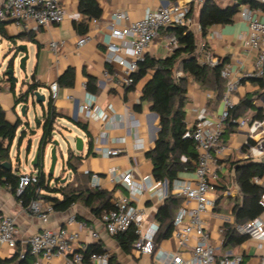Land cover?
<instances>
[{
    "label": "crops",
    "instance_id": "0c3cea01",
    "mask_svg": "<svg viewBox=\"0 0 264 264\" xmlns=\"http://www.w3.org/2000/svg\"><path fill=\"white\" fill-rule=\"evenodd\" d=\"M4 1L0 0V5ZM174 1L99 0L102 10V15L98 18L99 24L97 27H93L88 23V31L86 33L92 39L91 42L79 50L75 49V42L83 34H78L75 31L73 23L81 21L84 17L78 11V0H66L64 7L67 17L62 23L40 28L37 32H26L16 28L10 22L4 23L3 27L6 36H0V108L4 111L5 120L12 125H19L16 134L20 132V135H23L24 132L31 131L32 135L37 137L38 144L41 129L36 127L34 121L42 117L48 102L51 101L56 113L53 130L54 138L59 141H65L68 145L71 138L79 137L82 139V152L72 151L75 156L81 157V162L76 169L77 175H84V171L88 170L105 176L115 171L124 172L133 168L135 182L141 183L146 178H148V181L154 180L151 163L145 157V154L153 147L157 139L160 131L159 119L155 113L150 112L147 103L142 105L141 112H136L133 109L139 103L142 87L149 77L137 83L132 91L121 86L118 79L123 75L124 70L116 63L107 62V54L101 41L107 34V21L113 11H125L128 20L123 24H128L142 18L147 10H154L161 3L168 4ZM211 1L215 5L225 8L233 6L238 0ZM249 1L258 3V0ZM190 9L191 17L198 25L197 21L201 5H192ZM253 9L257 10L255 16L263 19L264 10L261 8ZM193 32L195 33L196 54L199 60L208 54L217 61H225L223 69H228L233 79L242 78L233 94L235 104L247 94L259 90L257 85H252L247 78H243L253 72L256 53L246 46L247 26L238 13L228 23L210 26L204 39L201 38L199 30L196 28ZM20 34H30L33 40L27 39V37L18 39L17 36ZM171 36L172 34L167 30H160L145 54L154 59H164L172 55L177 44L172 45L170 43L169 39ZM11 39L15 41L12 42ZM61 40L65 41V46L60 50L59 55L56 56L49 50L48 45L51 41ZM123 41L126 43L130 41V38L127 37ZM19 45L26 46L28 59L25 63L26 75L22 74L18 69V60L23 54L19 53L13 61L14 76L17 78L16 82L13 81L15 94L24 93L29 83L36 82L38 84L36 91L45 96V101L40 104L28 100L24 116L20 114V107L23 103L14 104L10 83L5 76L8 63L13 57L14 49ZM120 55L129 60V57L123 53ZM69 68L74 71L73 86L58 85V97L52 101L50 99L49 85L57 82L58 78ZM180 74L182 73L178 70V75ZM89 79L94 83L97 90L96 93L87 91L86 86L83 87V84L86 85ZM243 79L246 80L242 81ZM206 93H211V91L200 87L191 78H187V100L184 107L187 127L193 124L198 111L202 108L207 109L208 113L214 115L222 110L221 103L207 99ZM67 96H70L71 99H66ZM86 102H92L95 112L92 117H86L80 111V106ZM259 102L256 101V105L260 106L262 104L263 107L264 96ZM99 115L101 117H97ZM78 121L85 125V129L76 125ZM30 127L34 129H28ZM26 136H24L25 139L23 138L22 141H19V144L23 140H27L30 147L32 146L31 139ZM119 138H123V142H118L117 139ZM244 140L245 131L238 129L237 126H235L234 133H231L226 139L224 145L227 147V152L222 158L218 159V180L215 182L214 192L209 194V197L214 199L217 205L204 216L205 228L210 235V243L216 248L218 257L224 254H236L242 256L244 264H260L262 251L257 248V244L253 240L247 239L242 244L233 247L223 248L222 246L223 228L227 224H234L233 209L235 204L240 203L242 200L231 164L236 161H264V159H245ZM13 144L14 141L10 151ZM37 144L35 147H37ZM101 148H119L123 151L116 157H103L98 153ZM64 160L66 161L67 157ZM9 165L11 166V164ZM64 166H66L65 162ZM11 169L13 172H17L16 174L18 175L22 174L17 171V168L13 169L11 166ZM33 169L37 170V167ZM72 176L73 173L71 172V176L70 178L68 177L66 182H69ZM178 179L194 180L193 171L179 173ZM262 181L264 182V176ZM101 183L103 190L114 191L113 198L120 195L129 197L133 205L144 209V229L151 225L158 226L155 214L164 201L158 194L152 191H145L139 196L131 197L128 190L121 184H112L105 179ZM50 185H54V183L50 181ZM223 186L226 187L223 189ZM224 200H227L225 209L228 212V216L226 217L220 215L221 202ZM0 213L14 218L18 231L17 246L22 251L27 249V239L45 227L36 217L29 214L22 207L9 188L1 185ZM72 214L77 216L78 221L91 226L93 232L98 235L95 240L87 229H81L77 225L70 226L68 228L69 232L76 231L79 234V239L74 244V249L76 250L79 246H84L86 249L99 247L113 257V264H162L168 255L177 251L181 252L186 259L191 257L190 249L194 245V240H190L186 248H178L172 235L170 238L160 242L156 254H140L133 250L130 254H124L113 237L106 233L99 217L92 215L90 210L80 203L73 204L65 211L54 210L49 215L46 227L53 231L65 228L66 220ZM12 253L13 250L6 246H0V260L9 259ZM33 258V264H48L41 257ZM49 263L65 264V257H53Z\"/></svg>",
    "mask_w": 264,
    "mask_h": 264
},
{
    "label": "built area",
    "instance_id": "2783aa9c",
    "mask_svg": "<svg viewBox=\"0 0 264 264\" xmlns=\"http://www.w3.org/2000/svg\"><path fill=\"white\" fill-rule=\"evenodd\" d=\"M204 1L175 0L168 4L161 3L154 10H147L142 18L128 24H123L128 20L125 11H113L107 21V34L101 42L107 54V62L116 63L124 70L123 75L118 79L119 84L125 88L133 85L132 74L136 72L138 64L143 62L147 49L160 30L176 26H182L187 31H193L195 28L199 30V26L191 17L190 7L202 5ZM65 2L66 0H5L0 5V21L10 22L16 28L26 32H37L40 28L60 24L66 19ZM258 4L264 6V0H258ZM256 12L257 10L250 8L248 4L240 5L237 12L247 26L246 46L256 53L253 72L243 78L264 79V12L263 19L255 16ZM98 24V18H92L89 21V25L93 27H97ZM127 37L130 38V41L124 43L123 40ZM91 39L88 33L79 36L75 42V49H81L91 42ZM169 41L172 45L177 44L173 35ZM64 46L65 41L63 40L51 41L48 48L57 56ZM121 53L129 57V60L122 57ZM200 61L209 66H214L218 62L208 54L203 56ZM221 77L225 81V89L220 99L222 110L214 115L202 108L198 111L193 124L188 126L183 134L184 138L194 141L198 154L197 160L194 162V180L176 179L169 188L166 180L148 181L146 178L141 183L135 182L133 168L124 172L115 171L105 176L88 170L84 171V175L89 176V188L91 189H102L101 182L105 179L112 184H121L128 190L131 197L139 196L145 191H152L163 200L170 194L182 200L174 216L172 238L178 248H186L190 240H194V245L190 249L191 257L186 259L181 252L177 251L168 255L162 264H244L241 255L217 256L216 248L210 243V235L206 231L204 220V216L215 206V200L211 199L209 194L214 192L215 182L218 180V159L227 152V147L222 143L221 136L230 111L235 106L233 94L242 79H233L230 71L226 68L222 69ZM85 86L83 84V87ZM49 92L52 101L57 99L59 92L57 82L49 85ZM206 98L212 99V94L206 93ZM66 99H71V97L67 96ZM93 109L92 102H86L80 106L81 113L86 117L94 116ZM97 117H101V115ZM232 122L238 129L245 131L243 142L245 159H264V120L237 118ZM117 141L123 142V138H119ZM122 151L119 148H101L98 153L103 157H116ZM182 161L185 162L186 159L182 157ZM51 182L54 183L53 180ZM252 182L264 187L262 178L255 177ZM37 183L38 170L22 173L16 195L21 194L25 187L35 186ZM111 203L113 209L99 217L106 233L113 237L133 228L138 237L133 244V251L140 254H153V237L158 226L151 225L144 229V209L133 205L129 197L116 196L111 200ZM259 204L263 208L262 214L243 225H237L235 228L239 234L256 242L257 248L262 251L260 264H264V191ZM26 211L45 226L26 241L27 250L33 257H41L48 264L53 257L59 256L65 257V264H111L108 252H92L84 256L83 252L86 250L84 246L74 249L79 234L76 231L69 232L70 226L77 225L81 229H87L93 239L98 238L91 226L78 221L75 214L67 218L65 228L53 231L46 227L49 215L54 211L50 203L41 199L32 200ZM17 237L18 231L14 218L0 213V246L14 250L17 245Z\"/></svg>",
    "mask_w": 264,
    "mask_h": 264
},
{
    "label": "trees",
    "instance_id": "16d2710c",
    "mask_svg": "<svg viewBox=\"0 0 264 264\" xmlns=\"http://www.w3.org/2000/svg\"><path fill=\"white\" fill-rule=\"evenodd\" d=\"M242 4H248L250 8L264 10V6L255 1L238 0L233 6L221 8L211 0H205L201 5L197 21L201 38H205L210 26L230 22ZM78 11L84 17L81 21L73 23V27L78 34H85L88 31L89 21L92 18H100L102 15L99 0H78ZM3 25L4 22L0 21V36L5 37ZM165 30L176 39L177 47L173 54L164 59H154L146 55L143 62L138 64L136 72L132 74L133 85L127 89L129 91L134 90L137 83L149 77L142 87L139 103L133 109L136 112H141L142 105L147 103L150 112L158 116L160 131L153 147L146 152L145 157L151 163L153 179L156 181L166 180L170 188L172 182L178 179L179 173L194 170V162L198 157L194 141L183 137L187 129L184 110L187 100V78H191L200 87L210 90L212 100L220 102L225 89V81L221 77L225 61L219 60L214 66L202 63L196 54L197 46L193 31H187L182 26L169 27ZM24 37L33 40L30 34L17 36L18 39ZM11 41L14 42L15 40L11 39ZM8 68H12V63L9 64ZM178 70L182 74L176 77L175 72ZM244 80L246 79L242 81ZM247 80L252 85H257L259 90L241 98L231 109L229 118L223 127L221 136L223 144L226 143L227 137L235 131L236 125L232 120L240 117L247 120H264L262 104L260 106L256 105V101L259 102L264 96V79L247 78ZM7 81L10 83L15 105L26 102L27 96L32 94L38 87L36 82H31L27 85L24 93L16 95L13 79L7 78ZM57 83L60 86H73V69H67L58 78ZM86 90L91 93L97 92L91 79L86 83ZM55 119L56 113L50 101L42 117L34 121L36 127L41 129L39 145H45L51 141ZM76 125L85 129V125L80 121L76 122ZM18 126V124L8 123L5 120L4 111L0 108V185L9 188L23 208L26 209L32 200L41 199L46 203H50L53 209L57 211H65L73 204L80 203L87 207L95 217H100L101 214L113 209L111 200L114 191L89 188V176L77 175L76 173L81 157L75 156L71 150H68L66 160L67 169L73 173L69 182L60 184L61 175L54 180V185H50L53 177L45 175L43 165L39 163L37 165L38 183L35 186L25 187L21 194L16 195L21 174L18 175L17 172H13L11 166L6 169L2 164L5 162L10 164V147ZM23 138L24 134H21L19 141H22ZM182 157L186 159L185 162L182 161ZM231 169L236 185L242 195V200L240 203L235 204L233 209L234 224H227L223 228V248L238 246L246 241L247 236L239 234L235 227L255 219L263 212L259 200L264 187L263 185L254 184L252 180L255 177L262 178L264 176V161L252 163L236 161L231 164ZM224 187L226 186H223V189ZM181 201L180 198L170 194L157 210L155 220L158 223V228L153 237V254L157 251L161 241L171 237L174 230V216L181 205ZM113 239L124 254H130L138 237L134 229L129 228L126 232L113 236ZM92 252L101 253L106 251L99 247L87 248L83 254L87 256ZM33 262L34 258L29 254V251L27 249L22 251L17 245L9 259L0 260V264H33ZM110 262L113 264L111 255Z\"/></svg>",
    "mask_w": 264,
    "mask_h": 264
},
{
    "label": "water",
    "instance_id": "95a60500",
    "mask_svg": "<svg viewBox=\"0 0 264 264\" xmlns=\"http://www.w3.org/2000/svg\"><path fill=\"white\" fill-rule=\"evenodd\" d=\"M19 53H22L23 55L18 60V69L20 70V72L22 74L26 75L25 63H26V60L28 59V52H27L25 45H19V46H17V48L14 49L13 57L8 63V66L10 63H12V68H7V70L5 72L6 79L11 78L15 82L17 81V78L14 76L13 61ZM28 100H32L33 103L40 104V103H43L45 101V96L36 90L32 94L28 95L26 98V102H24L20 107L21 116L25 115L26 103ZM62 143L68 145V143H66L65 141H62V140L59 141L58 139L54 138L53 133H52V139L49 143H47L45 145H39V142H38L37 147L35 148L34 156L31 160L30 166L32 168H36L39 163L44 165V161L48 156V158L50 160L49 168L47 171L48 176L53 177V173H54V170H55V167H56V164H57L59 158H60L61 162H63V164H62L63 170L62 171H65V169H67V167L64 166V162L66 164V161L64 159H66V157L68 155V150L81 153L82 152V139L79 137H76L73 139L74 148L71 149L68 147L66 149L65 158H64V155H63L62 150H61ZM249 163H252V162H249ZM2 166L7 168V169L10 167L9 163H7V162L3 163ZM66 179H67V175L60 180V183H64L66 181ZM54 180L55 179H53V181Z\"/></svg>",
    "mask_w": 264,
    "mask_h": 264
},
{
    "label": "rangeland",
    "instance_id": "374dc122",
    "mask_svg": "<svg viewBox=\"0 0 264 264\" xmlns=\"http://www.w3.org/2000/svg\"><path fill=\"white\" fill-rule=\"evenodd\" d=\"M175 76H179L178 75V71L175 72ZM28 129H34L32 127L28 128ZM26 131H28L27 129H25ZM33 133L31 131H28L27 133L24 132V136L27 135L26 137H28V139H31V145L30 148L28 149V144L27 140H23L22 143L19 144V139H20V132H17V134L15 135L14 138V144L13 147L11 148L10 151V164L12 166L13 169L17 168L19 172L21 173H29V172H34V169L30 166L31 160L34 156V152H35V145L37 144V137L32 135ZM25 139V138H24ZM74 148V143H73V138H71L69 145L67 144H63L61 145V150L63 155L66 154V149L67 148ZM49 163L50 160L49 158H46L44 161V165H43V171L45 173V175H47V171L49 168ZM63 167H62V162L60 160V158L58 159V162L56 164L54 173H53V179L58 178L59 176L64 175V177L66 175H68V177L70 178L71 176V172L68 171L67 169H65V171H62ZM264 184V182H263ZM227 205V200H224L223 202H221V210H220V215L222 216H228V212L225 209Z\"/></svg>",
    "mask_w": 264,
    "mask_h": 264
}]
</instances>
